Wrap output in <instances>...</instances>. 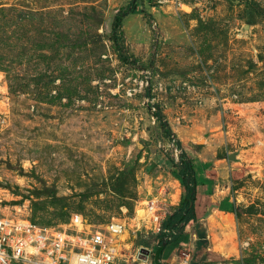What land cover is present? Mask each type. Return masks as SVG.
<instances>
[{"label": "rangeland", "instance_id": "obj_1", "mask_svg": "<svg viewBox=\"0 0 264 264\" xmlns=\"http://www.w3.org/2000/svg\"><path fill=\"white\" fill-rule=\"evenodd\" d=\"M129 1L0 0V218L130 224L164 186L171 213L184 197L179 151L155 104L196 162V214L209 204L202 170L220 200L198 222L206 249L195 252L192 227L156 259L264 264V0H137L118 43L136 65L111 41ZM148 228L125 239L130 263L154 255Z\"/></svg>", "mask_w": 264, "mask_h": 264}, {"label": "built area", "instance_id": "obj_2", "mask_svg": "<svg viewBox=\"0 0 264 264\" xmlns=\"http://www.w3.org/2000/svg\"><path fill=\"white\" fill-rule=\"evenodd\" d=\"M4 105L0 101V117ZM164 187L138 202L130 224L113 220L95 226L82 215L74 214L66 227L59 229L27 220L0 218V264H151L148 255L146 259L137 257L140 262L133 259L130 263L123 253L127 246L124 241L130 233L136 236L146 225L156 235L169 233L162 228L166 214H170L166 212Z\"/></svg>", "mask_w": 264, "mask_h": 264}, {"label": "trees", "instance_id": "obj_3", "mask_svg": "<svg viewBox=\"0 0 264 264\" xmlns=\"http://www.w3.org/2000/svg\"><path fill=\"white\" fill-rule=\"evenodd\" d=\"M137 0H130L129 3L119 10L117 14L113 18L112 26H111V41L118 48L117 52L119 55L120 61L123 63H128L131 65H136V60L130 59L127 56H124L122 52L119 51V40L121 39V24L122 20L130 14L138 13ZM140 67V66H139ZM142 69V67H140ZM144 95L147 99H151L150 89L147 87L144 91ZM155 109L154 117L158 121L161 126L166 138L173 141L175 143L176 148L180 151L179 154V164L177 168L179 171L177 173V179L180 181L181 188L184 193V197L181 200L180 205L173 209V211L168 214L167 218L162 223V228L168 230V234H157V245L154 250L155 257L156 254L162 249L163 246L168 244L169 242H175L177 238L180 236L185 238V243L188 241V235L192 227H194L195 233L197 235V240L195 242V252L198 253L199 249H206L207 240L203 235V230L199 228L198 221L201 218L206 217L209 212V209L212 204H208L206 209L202 212V215L196 214V195H197V181L195 177L194 164L196 163L188 157L187 150L182 148L180 142L174 137L173 132L171 131L168 123L165 121L162 112L158 105H152ZM173 161V160H172ZM200 206V204H198ZM203 245L200 248V245ZM206 254L203 255V258ZM157 257V256H156ZM194 264V263H190Z\"/></svg>", "mask_w": 264, "mask_h": 264}, {"label": "crops", "instance_id": "obj_4", "mask_svg": "<svg viewBox=\"0 0 264 264\" xmlns=\"http://www.w3.org/2000/svg\"><path fill=\"white\" fill-rule=\"evenodd\" d=\"M151 168H155V165H153ZM202 177H203V180L199 184L202 188L200 189V192L199 193L200 194H204L205 192H203V188L208 185L209 186V189H208L207 197L209 199V205L212 204L211 207H210V209H209V212L212 211V210H218V207L220 206V200L215 196V193L212 192V189H213V179L208 174V172L206 171V169L202 170ZM201 197L203 198V195H201ZM204 218L199 219L198 222H200V220H202ZM198 225H199V223H198ZM199 228L201 229V226H199ZM192 236H194V240L193 241H194V247H195V242L197 240V235H196V233H194V235H192ZM190 237H191V232H189V235H188V238H190ZM193 253H195V252H193ZM156 258L157 257L151 258V264H155V263L160 264L159 259H156Z\"/></svg>", "mask_w": 264, "mask_h": 264}, {"label": "water", "instance_id": "obj_5", "mask_svg": "<svg viewBox=\"0 0 264 264\" xmlns=\"http://www.w3.org/2000/svg\"><path fill=\"white\" fill-rule=\"evenodd\" d=\"M143 253L147 255L148 252L146 250H144Z\"/></svg>", "mask_w": 264, "mask_h": 264}, {"label": "bare ground", "instance_id": "obj_6", "mask_svg": "<svg viewBox=\"0 0 264 264\" xmlns=\"http://www.w3.org/2000/svg\"><path fill=\"white\" fill-rule=\"evenodd\" d=\"M174 191H176V190H174ZM212 217H210V219H211ZM207 220V219H206ZM229 226H230V224H229ZM232 226V225H231ZM211 238V237H210ZM213 239V238H212ZM215 240V239H214ZM218 253V252H217Z\"/></svg>", "mask_w": 264, "mask_h": 264}]
</instances>
